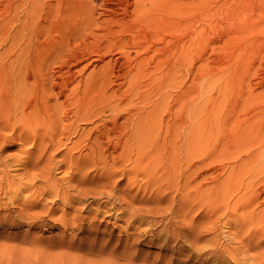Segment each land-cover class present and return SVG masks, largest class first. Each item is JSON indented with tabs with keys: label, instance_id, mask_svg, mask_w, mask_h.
Segmentation results:
<instances>
[{
	"label": "bare ground",
	"instance_id": "obj_1",
	"mask_svg": "<svg viewBox=\"0 0 264 264\" xmlns=\"http://www.w3.org/2000/svg\"><path fill=\"white\" fill-rule=\"evenodd\" d=\"M1 1L0 179L4 177H2L1 174L6 173L7 169H5V165H10V167L12 166L10 163L11 160L9 159L10 162L7 161L8 157L10 156L9 153L2 154L1 151L4 147H7H3L1 145L10 139L12 142H9L10 144L8 146L13 145V141H19L17 150L20 154L15 153V156H18V158L15 160L16 162L14 161V164L18 167L20 166L25 171H27V166L31 167V169L28 168V170L32 171V166L38 164L37 160H40L41 157L43 159L45 156H43V154L49 147H52L53 150L55 149L56 151L59 147H65L67 148V152L63 153L61 150L63 153L62 156L66 157L68 155L70 157L73 156V154L71 155L70 151L77 149L82 141L81 137L73 140L71 137L77 133H94V137L90 136L93 138L92 140L89 141L87 139V143H89L87 150L90 152V154L88 156V153L86 152L85 154L88 156L86 158L84 157L86 155H83L84 160L86 159L84 162H88V164L90 162L92 165H94V163H96L95 165H98V163L101 162L100 165L102 164V167L100 168V171L102 169L108 178L113 177L111 176V172L117 169L114 167H116V163H119L118 165H121L122 170H118L119 172L123 171L126 174L128 173V179L126 180H129V183L133 182L139 174H144V177H147V181L149 182V180H154L153 183H155V186L157 184L158 188L166 185L162 191L169 193L168 189H177L178 185L176 183L174 184L173 182L174 178H177L178 180L179 176L177 177L175 174L177 175L176 171L179 170V167L181 166L180 163L185 162L183 169L187 174L183 176L185 179L183 182H181L182 185H180V191L185 192L184 194L186 197H183L185 198V202L189 204L190 202L192 203L196 201V199H199L201 202L203 199H205L208 202H213V204L216 202L214 204L215 206L213 205L214 207H224H220L221 210L231 209L230 213L232 216H234V212H236L238 209L250 207L254 200H257L261 193H264V177H260L262 178L261 181H259V179L257 181L256 179L254 181L253 179H246V182H241L238 180L229 179V173L220 181L217 180V177L215 178L214 175L211 176L210 174L204 175L201 179L199 178L200 180L197 179L198 176L210 169L211 162H205L206 160H204L205 157H208V155L204 157L203 154L201 157H199L197 152L198 134L196 133V129H198V127H196L197 119L194 115V110H196L195 100L198 99L196 97L198 94L196 93L197 95H195V90L197 88L195 84L196 76L194 74L190 83L187 86H184L183 89L179 87V83L182 81L177 80L181 71H186L192 76L193 72L198 68V61L204 55L209 58L212 54L215 53L217 55L218 53L219 56L220 53L219 51L216 53V48L220 47V49H223L233 38H237L239 34L252 31L253 27L247 26L248 24L246 25L243 21L244 10L242 7L245 5L244 0H54V2L49 0ZM92 1H94L96 5H99L100 10L98 12L95 11V7L90 6V2ZM70 5L77 7L71 8L69 7ZM53 32L54 35L52 34ZM71 42H75V44L72 46ZM6 43L7 45L5 46ZM230 47L231 46H229V49ZM224 51L225 50H223L222 54H224ZM230 54L232 55V53ZM106 55H110V57L97 67L92 66V62L89 64L83 63V66L80 64L82 61H88L91 56H94L91 59L94 62V60H102ZM204 59H206V57ZM79 64L81 67L79 70H77ZM88 65H91L92 68L89 69L82 79L80 78L73 83L74 79H76L74 76L75 69L76 72L81 71ZM244 76L246 77V73ZM240 81L244 84L243 86L246 88L247 93L245 98L243 96L244 99L242 98L239 100L241 102L240 105H249L252 100L253 102H258L255 100L257 97L258 99L259 97L261 98V91H255L260 94H258L259 96H256L257 93L254 95L253 92L256 87L258 88V86H262V84H264L261 82V78H248L245 83L242 79ZM114 83H117L119 86L125 84V89L121 91V87H113ZM238 84L240 86L239 82ZM223 86V89H227L225 83ZM169 88H173L175 92L172 94L168 90ZM243 91L239 92L237 100L233 99L235 101L232 103H237L238 98H240V93L243 94ZM236 94H238V92ZM61 96L62 98H59V100L58 97ZM168 98H170L171 101H174L173 104H169L170 100H168ZM182 98H186L185 107L179 106V108L177 107L176 109H173L172 106L174 103H179ZM51 99H54L52 104H50V102H52ZM219 102H221V100ZM235 104L233 107L231 105L232 108L230 107L232 113L235 110L234 108L237 106V104ZM183 108H186V110L188 109L187 112L185 109L183 112ZM258 108L259 106L255 107L252 105L251 109H246L244 113L242 112L243 114L241 113L242 116H240L241 114L236 113L237 116L235 115L234 117H232L234 114H231V110H229L227 115H232V119H235L236 117L238 121L235 123V127H233L235 130L232 133H234V135L237 133L235 137L233 136L235 139L233 142L237 141L236 143L241 145L240 147L242 150L248 151L247 153L250 154L251 158V153L253 152L251 147L254 145H262V141L260 138L256 137V133L260 134L261 131H264V109L258 110ZM240 109L241 108H239V110ZM105 110H109V117L107 116V120L101 117ZM166 116H170V118L173 116L172 124L175 121H180L181 123L183 120L184 122H189V127L186 130L187 133H185L186 137L185 135L178 133L180 132L179 130H183L182 124L180 123H178L177 126L174 125L175 133L173 136H166L168 138L165 136H160L159 133L163 128L167 129L169 122L171 121L168 117V119L165 121ZM100 117L103 119V121L101 120V126L94 125L88 128L89 130L86 132H84V129L79 132V129H81V123L91 120L94 121L95 119L99 120ZM120 117L121 119L123 118V120H119L118 122ZM214 123L212 121V124ZM37 133L39 135L41 133H49L48 139L50 138V142L48 143V140L46 139V142L39 146L42 142L40 143L41 139H39ZM54 133L59 135L57 136ZM96 133L100 134L97 135ZM125 133H133V135L131 138H129V136L127 135V137ZM262 133L264 134V132ZM43 134L40 135V138H42ZM53 134L57 137H55ZM182 134H184V130L182 131ZM60 135H64V137L62 136L63 139ZM112 136H114V142L112 141ZM37 137L39 139V145L37 148H39L40 151H37L35 148L37 145ZM44 137L46 138V136ZM44 137L43 141L45 139ZM85 137H88V135ZM101 137H105L103 138L104 140L100 139ZM182 137L185 141V144L183 143L185 145V156L182 154L185 158L183 159L179 156V153H182L180 152L182 147L181 150H179V143L183 140ZM131 140L135 141V147H132ZM233 142L231 141V143ZM25 143H28L29 147H24ZM102 143H107L105 146V153H108L107 151L109 149H111L109 152L111 153L120 148V151L117 150L118 154L116 158H114V154L112 157H110V164L105 162L106 154L103 153L101 149L95 153V150L100 148ZM250 143H253V145ZM246 144H248L247 147H245ZM33 146L34 149L39 152L34 156L32 155L34 153L31 154L32 151L30 149L31 147L33 148ZM52 148L48 149L49 152L53 151ZM102 149L104 150V147ZM164 151H167L166 155H164ZM49 152L47 154H49ZM64 154H66V156H64ZM259 155L263 154L259 153ZM51 156H48L49 160ZM256 156L258 157V155ZM77 157H79V155ZM81 158L79 159L81 160ZM72 160L67 163H61L65 164L67 168H70L68 170H70L69 172L71 174V167L74 165L75 168L76 165H80L79 162L76 164L73 162L74 164L72 165ZM47 161L48 160H45V163L43 162L42 164H47ZM39 162L41 163L42 161ZM86 163L84 164L86 165ZM163 163H166V165H163ZM42 164H38L37 166H43ZM54 164L57 166L56 163ZM263 164L264 160L261 163H257L258 168H256L255 173H259V170H262L261 168L263 167ZM92 165H90V167ZM80 166H82V164ZM161 167L162 171L158 172V168ZM111 168H113V170L110 171ZM212 168L213 167L211 166V169ZM118 170H116L117 172L115 175L118 173ZM182 172L180 171L178 174H181ZM28 173L31 174L30 172ZM84 173L82 175H84ZM104 174H102V176ZM85 176L86 175H84V177ZM5 177L8 180L6 175ZM42 177L41 179H46L47 176H44L43 178ZM97 177H99V175ZM104 178L107 177L105 176ZM171 179L173 182H171ZM11 180L10 181L12 183L13 179ZM79 180H77V182H79ZM110 180L111 179L104 181L100 180L101 182L98 180L96 181L102 185H109ZM80 181L82 182L83 180ZM85 181L87 182V180ZM105 181L109 183L106 184ZM113 181L114 180H112V182ZM29 182L30 181H28V188L30 187L29 185H32V181L30 182L31 184ZM40 182L42 183V181ZM43 183L45 182L43 181ZM129 183H127V186H129ZM149 183H145V185H148ZM53 184H56L55 181ZM47 185L48 184H46V186ZM9 186L12 189H15V187H12L11 185ZM53 186L49 187V190L52 188H58ZM75 187L76 186L73 188ZM42 188L45 189L46 187L42 186ZM63 190L64 189H62V191ZM177 190V193H179V189ZM13 191L14 190H12V193ZM157 191L158 189L155 192L157 193ZM235 191L241 192L239 195L237 194L236 200L234 199L236 204H234L231 200L232 204L234 205H230L232 207L228 208L230 201H228V199ZM55 192H57L56 189ZM83 192L81 191L82 195H85ZM12 195H15V193ZM173 196L171 197L172 200L174 199ZM62 197L63 199L66 198H64V195ZM67 200H69L68 197ZM240 201L242 202L240 203ZM260 201L263 200L260 199L258 202ZM171 202L172 201L170 200V203ZM180 203L181 202H179V204ZM127 206L129 205L127 204ZM191 206L186 205L187 211L191 208ZM237 207L239 208L237 209ZM184 213H186V211ZM30 214L27 216L29 217ZM239 214L241 215L239 222L237 221V227L239 224H245L247 222L252 223V221L255 219H258V221L264 223V207L263 211L260 210L257 214ZM166 222L168 223V220ZM254 222L256 223V220ZM260 222H258L256 225L259 226ZM247 224L246 226H248ZM240 226L241 225H239V228H241ZM240 239L242 238L240 237ZM123 251L124 250H122V252Z\"/></svg>",
	"mask_w": 264,
	"mask_h": 264
},
{
	"label": "rangeland",
	"instance_id": "obj_2",
	"mask_svg": "<svg viewBox=\"0 0 264 264\" xmlns=\"http://www.w3.org/2000/svg\"><path fill=\"white\" fill-rule=\"evenodd\" d=\"M49 1L54 2V0H49ZM244 2L245 5L244 7H242V9L244 10L243 21L246 25L248 24L247 26L253 27L252 31H249L244 34H239L238 37L233 38L225 48L223 49L221 48L222 50L220 49V47L216 48V53L219 51L220 57L218 56V53L217 55L215 53L212 54L209 58L204 55L198 61V68L197 69L195 68L196 70L194 69L195 71L193 72L192 76L189 75L186 71H181L177 79L182 81L181 83H179V87L183 89L184 86H187L190 83L194 74L196 76L195 84L197 88L195 90L196 91L195 95L198 94L196 96L198 99L195 100L196 110H194L195 112L194 115L196 116L195 118L197 119L196 127H198V129H196V133L198 134L197 152L199 157H201L203 154L204 157L208 155V157H205L204 160H206L205 162L208 161L211 162L210 169H208L202 175L198 176L197 177L198 180H200L206 174H210L211 176L214 175L215 178L217 177L218 181L225 178L226 175H228L229 173H230L228 175L229 179L238 180L241 182L244 181L246 182V179L247 180L253 179V181L255 179L256 181L259 179V181H261V179L264 177V169H263L264 164L263 167L261 168L262 170H259V173L258 172L255 173L256 168H258L257 163H261L264 160V156H263L264 134L262 133L264 131L260 132V134L262 133L261 134L262 136L259 133H256V137L260 138V140L262 141L261 143L262 145L259 146L254 145L253 147H251V150H253V152L251 153L252 158L250 157V154L247 153L248 151H244L241 149L240 147L241 145L236 143L237 141L233 142V140H235L233 136L235 137V135L237 134L236 133L234 135V133H232L235 130L233 127H235V123H237L238 121L236 117L235 119L234 118L232 119V117H234L236 113L241 114L242 112L244 113L246 109H251L252 105L255 107L259 106L260 109L258 108V110L264 109L263 107L264 84H262V86L260 85L261 87L258 86V88L256 87L254 89L253 92L254 95L257 93L255 91H261L260 92L261 95L259 93H257L256 95V96L260 95L261 98L260 97L259 99L258 97L257 99L254 98L256 99L255 101L258 102H253L252 100V102L249 105L242 104L241 106L240 105L241 102L239 101L243 98V96L245 98L246 97L245 95H247L246 88L243 86L244 84L240 81L241 79L245 83L248 78L258 79L260 77L261 82L264 83V0H244ZM90 6L95 7L96 12L100 10L99 5L98 4L96 5L94 1L90 2ZM69 7L73 8L77 6L70 5ZM52 34L54 35V32ZM71 43L72 46L75 44V42H71ZM6 45L7 43L5 44V46ZM229 46H231L230 49ZM223 50H225L224 51V54L226 53L225 55L222 54ZM230 53H232V55ZM93 57L94 56H91L90 59H88V61L87 60L82 61L80 64L83 66L84 64H89L90 62H92L93 63L92 66L97 67L103 62H105V60H107L110 57V55H106L105 57H103L102 60H99L100 62L95 60L93 62L91 60ZM205 57L206 59H204ZM80 64L78 65L77 70H79V68L81 67ZM92 66L88 65L86 68L77 72L75 69L74 76L76 79H74L73 83L80 78L82 79L83 76H85V74L89 71V69L92 68ZM245 73H246V77L244 76ZM238 82L240 83V86ZM224 83L227 86L226 87L227 89H223ZM124 85L125 84L119 86L117 83L116 84L114 83L113 87L115 88L121 87L120 90L122 91L125 89L126 85L125 86ZM168 90L172 94L175 92L173 88H169ZM242 91L243 94L240 93L239 96L240 98H238L237 103L236 102L232 103L233 101L237 100L239 92ZM237 92L238 94H236ZM219 93L222 94L223 96L220 95ZM211 96L213 99L211 98ZM213 96H215L218 100ZM59 98H62V96L58 97V99ZM182 99L180 100L179 103L177 102L174 103L172 108L176 109L177 107L179 108V106L185 107L186 98H184L183 100ZM219 99L221 100L222 103L219 102L220 101ZM168 100H170V98H168ZM51 101L52 102H50V104L54 102V99H51ZM173 102L174 101L170 100L169 104L170 103L173 104ZM235 103L237 104V106L234 108L235 110L232 113L231 108L234 106ZM238 106L239 108H241L240 110ZM184 109L187 112L188 109L186 110V108H183L182 110L183 112ZM229 110H231V114H234L233 116L231 115L232 117L227 116ZM242 114L240 116H242ZM107 116L109 117V110H105L104 113L101 115V117L105 118L106 120L108 119ZM101 117L99 118V120L95 119L94 121L93 120L87 121L85 122L86 124L81 123L80 125L81 129H79V132L82 129H84V132H86L89 130L88 128L94 125L101 126L100 125L101 120L103 121ZM167 117L171 121L169 122L168 128L167 129L163 128L162 131L159 133L161 137L173 136V134L175 133L174 127L177 126L178 123H180V121H175L174 123L176 124L174 123L172 124L173 116L171 118L170 116H166L165 121L168 119ZM119 120L122 121L123 118L121 119L120 117L118 119V122ZM212 121L213 123L214 122L215 123L212 124ZM180 124H182V129L184 130V134H182L183 130H179L180 132L178 133H181V135H185V133H187L186 130L189 127V122L187 121L184 122L183 120V122L181 121ZM204 128L207 130H205ZM54 134L57 135V133ZM85 134L88 135V137H85L86 136ZM40 135L38 134L37 136H39V139H41L40 143L41 142L42 143L40 145L38 144L39 139L37 137L36 140L37 145L36 144H35L36 146L34 145L37 151L38 150L40 151V149L37 148V146L38 145L41 146L42 144H44L46 142V139L48 140L47 141L48 143L50 142V138L48 139L49 133L46 134L44 133L42 135V138H40L41 137ZM64 135H60V136L64 137ZM125 135L126 136L128 135L129 138H131L133 133L131 134L125 133ZM44 136H46V138ZM90 136L94 137V133H77L71 137L72 140L81 137L82 141L77 149L70 151L71 155L73 154V156L70 157L68 155L66 156V154H64V156L66 157L62 156L64 152L65 153L67 152V148L65 147L62 148L59 147L57 148V151L55 149L53 150L52 147L49 148L47 147L48 149L52 148V150L55 152L53 151L49 152V150L47 149L43 154V156L45 155L46 158L44 156L43 159L41 157L40 160L39 159L37 160L38 164H42L43 162L45 163V160H48L47 164L45 165L42 164L43 166L41 165L37 166L38 164L32 166L33 172L31 170H28V168L31 169V167L27 166L26 169L27 171H25L20 166L18 167L17 165L14 164L16 162L15 160L18 158V156L16 157L15 155L20 154L19 151L17 150V145H19V141L16 140L18 144L17 142L13 141L12 143L13 145L8 146L10 144L9 142H12L10 139L9 141L4 142L1 145L3 147L7 146L1 150L2 154L9 153L10 158L8 157L7 161L10 162L9 161L10 159L11 165L13 166L14 164V166L10 167V165L9 166L5 165L6 167L5 169H7L6 173L1 174L2 177L3 176L4 177L1 178L2 180L0 179V183H1L0 184V264H64V263L65 264H101V263L102 264H264V225H263L264 223L258 221V219H255L256 223L254 222L255 220H253L252 223L247 222L249 224L247 223L239 224L241 225L240 226L241 228H239V225L237 227L238 224L237 221L239 222L241 215L239 213H242L243 215L245 214L247 215V213L257 214L260 210L263 211L264 197L262 196H264V193H261L260 197L257 198V200L255 199L253 202L254 204L252 203L250 207L247 208L245 207L244 209L243 208L238 209L239 207H237L238 210L234 212L235 213L234 216L236 217H234L230 213L231 209L221 210L220 207L221 208L224 207L222 206H219V208L214 207L215 206L214 204L216 202L213 204V202H208L205 199L202 200L203 203L199 199H196V201L192 203L190 202L191 204L185 202V198H183L185 196L184 194L185 192L180 191L181 190L180 185H182L181 182H183L185 179V177L183 176L187 174L183 169L185 166V162H181L180 165L182 167L181 166L179 167V170L181 172L183 170V172L181 174H178V172L180 171L179 170L176 171L177 175L175 174V176L177 177L179 176L178 180L177 178L176 179L174 178V182H173L171 179V182H173L174 184L176 183L178 185L177 189H179V193H177L178 192L177 189H173V188L172 190L168 189L169 193L163 192L162 190H164V187L166 185L162 186L161 188H158L157 184L156 186L154 185L155 184L153 183L154 180L148 179L150 182L149 183L147 181V177H144L145 176L144 174L141 175L139 174L138 177L135 178L133 182L129 183V180H126L128 179L127 177L128 173L126 174L123 171L119 172V170H122L121 165H118L119 163L118 164L116 163L115 164L116 167H114L117 168L116 170L119 169L118 170L119 174L117 173L115 175V173L117 172L115 170L111 172L112 173L111 176L113 177L108 178V176L104 174L105 172L102 169L100 171V168L102 167L101 166L102 164L100 165L101 162L98 163V165H95L96 163H94L95 167L90 162L89 164L92 165L91 167L88 164V162L87 163L84 162L86 161V159L84 160V157L86 158L90 154V152L87 150V146H89V143H87L88 142L87 139L89 141L93 139ZM43 137L45 138L44 141H43ZM113 137L114 136H112V141L114 142L115 139ZM103 138L105 137H101L100 139ZM182 141H180L179 143L180 144L179 150H181L182 147V150L180 151L182 153L179 152L178 153L180 158L183 159L185 158L184 138ZM231 141L233 143H231ZM85 143L88 145H86ZM250 144L253 145V143ZM106 145L107 143L106 144L102 143L101 147L102 148L104 147V150L100 147L95 150V153L99 149H101L103 153H105ZM131 145L132 147H135L134 140H131ZM25 146L29 147V144L25 143L24 147ZM34 146L33 148L32 147L30 148L32 151L31 154L34 153L32 154L33 156L39 153L34 149ZM247 146L248 144L245 145V147ZM119 149L120 148L116 149V151H113L111 153H109L111 150L109 149L107 151L109 155L108 153H105L109 157L104 154L106 157L105 162H107V164H110L111 161L109 159L110 157L113 156V154L115 156L114 158H116L118 151H120ZM61 150L63 151V153ZM47 151L49 152L50 155L47 154L48 153ZM86 152L88 153V156L85 154ZM164 153H165L164 155H166L167 151H164ZM259 153L263 155H259ZM77 154L79 155V157H77L78 156ZM47 155L48 156L52 155L51 158L53 160L49 157L51 162L48 159ZM83 155L86 156L83 157ZM256 155H258V157ZM79 158H81L82 161ZM70 160H72L71 161L72 165L74 163L76 164L79 162L80 165L82 164V166H84L85 165L84 163H86L85 165L86 167L84 166L85 167L84 168L80 165H79L80 167L76 165L74 168L73 165V167H71L73 170V171L71 170L72 172L71 174L69 172L70 170H68L70 168H67L65 164H61L63 162L66 163L70 162ZM39 161L42 162L40 163ZM54 163H56L57 166ZM87 164L89 167L87 166ZM49 165L51 166V169ZM163 165H166V163H163ZM40 166L42 167V169ZM211 166L213 167L212 169ZM34 170L35 173L36 172L38 173L35 174ZM49 170L51 173L49 172ZM111 170H113V168H111L110 171ZM161 171H162V167L158 168V172ZM28 172H30L31 174H29ZM83 173L84 175H86L85 177L84 175H82ZM69 174H71L72 177ZM102 174H104L107 178H104L105 176L104 175L102 176ZM5 175L8 177V180L5 177ZM98 175L99 177H97ZM42 176L43 177L47 176L46 177L47 180ZM34 177L37 179V181ZM41 177L44 180L41 179ZM11 179H13L12 183H11L12 181ZM79 179L83 181L81 182ZM109 179H111L109 181L110 183L105 181L106 184L109 183V185H102L101 183H98V181L100 180L104 181ZM25 180L27 183L25 182ZM77 180H79L80 183L77 182ZM85 180H87V182ZM112 180L114 181L112 182ZM9 181L11 184L9 183ZM28 181L30 182L32 181L31 182L32 185H29L31 188L30 187L28 188ZM40 181H42V183ZM43 181L45 183H43ZM54 181L56 184H53ZM34 182L37 184V187ZM7 183L9 184L6 185ZM127 183H129V186H127L128 185ZM145 183L146 184L149 183V184L145 185ZM46 184H48L47 185L48 187L46 186ZM9 185L15 187V189L14 188L12 189ZM73 185L76 187L73 188L74 187ZM8 186L10 189L8 188ZM21 186L24 187L25 189L22 188ZM42 186L46 187L47 189L42 188ZM51 186L53 187L56 186L58 188H52L51 189L53 191L52 192L51 190H49V187ZM11 189L14 190L13 193ZM55 189L57 190V192H55ZM62 189L64 190L62 191ZM157 189L158 191L156 193L155 191ZM44 191L47 193H45ZM81 191L82 192L86 191L83 192V194L85 193V195H82ZM240 192L241 191L233 192L236 196L232 193V195L228 199V201L230 200L228 208H231L234 204H236L235 200L237 194L239 195ZM11 193L12 194L15 193V195H12ZM65 194L71 196L72 198L66 196ZM63 195L64 198L66 197L65 199H63L62 197ZM172 196L174 197L175 200L171 199ZM67 197L69 200H67ZM260 199L263 201L258 202ZM170 200L172 201L171 203L173 206L171 205ZM231 200L233 201L234 204H232ZM179 202L181 203L179 204ZM241 202L242 201H240V203ZM127 204L129 206H127ZM114 205L116 208L114 207ZM186 205L187 206L192 205L188 211ZM185 211L186 213H184ZM29 214L30 216L28 217L27 215ZM167 220L168 223L166 222ZM257 221L260 222L259 226L256 225L258 223ZM246 224L248 226H246ZM240 237L243 240L240 239ZM122 250L124 251L122 252ZM109 252L112 253L113 255L110 254Z\"/></svg>",
	"mask_w": 264,
	"mask_h": 264
}]
</instances>
